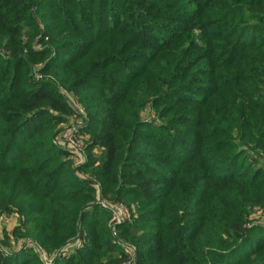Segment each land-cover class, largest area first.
Segmentation results:
<instances>
[{
    "label": "trees",
    "instance_id": "16d2710c",
    "mask_svg": "<svg viewBox=\"0 0 264 264\" xmlns=\"http://www.w3.org/2000/svg\"><path fill=\"white\" fill-rule=\"evenodd\" d=\"M0 211V264H264V0H0Z\"/></svg>",
    "mask_w": 264,
    "mask_h": 264
},
{
    "label": "built area",
    "instance_id": "2783aa9c",
    "mask_svg": "<svg viewBox=\"0 0 264 264\" xmlns=\"http://www.w3.org/2000/svg\"><path fill=\"white\" fill-rule=\"evenodd\" d=\"M70 104L79 112L84 113V109L81 106L79 100L75 98L72 94L66 92ZM84 132L81 130V124L78 127H73L65 131H60L55 138L57 144H61L70 151V158L73 161L74 165L81 164L87 159V152L85 147ZM87 177H90V184L97 188L98 193H101V182L97 180L96 177L91 176L89 173H85ZM102 204L108 207L111 211V216L109 219L110 225L116 226L117 224L131 220L136 216V205L135 204H126L125 202L111 199V198H100ZM84 242L82 237H77L72 241L68 242L64 247L63 254H69L73 249L78 247ZM126 252L128 253V259L123 261L121 264H133L135 260V250L133 246H126ZM53 258L47 259L48 262H51Z\"/></svg>",
    "mask_w": 264,
    "mask_h": 264
},
{
    "label": "rangeland",
    "instance_id": "374dc122",
    "mask_svg": "<svg viewBox=\"0 0 264 264\" xmlns=\"http://www.w3.org/2000/svg\"><path fill=\"white\" fill-rule=\"evenodd\" d=\"M148 114L154 116V110L150 109V113ZM80 124H82L81 118L71 116V118L69 119V123H59L58 129H60V131H65L73 127H78ZM86 137L87 136H84L85 143ZM99 152L100 150H97V153ZM131 204H136V202H132ZM20 220L21 216L18 212H13L8 215L0 211V243L7 248H18V246L23 243L22 239L19 238L16 230L17 226L20 224ZM126 259H128V256Z\"/></svg>",
    "mask_w": 264,
    "mask_h": 264
}]
</instances>
